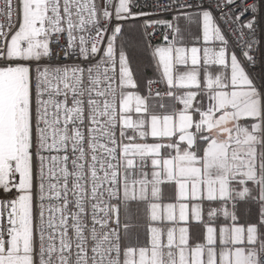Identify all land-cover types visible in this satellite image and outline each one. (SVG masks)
<instances>
[{
	"label": "snow or ice",
	"instance_id": "obj_1",
	"mask_svg": "<svg viewBox=\"0 0 264 264\" xmlns=\"http://www.w3.org/2000/svg\"><path fill=\"white\" fill-rule=\"evenodd\" d=\"M236 5L230 42L213 0H0V264H264V46Z\"/></svg>",
	"mask_w": 264,
	"mask_h": 264
},
{
	"label": "built area",
	"instance_id": "obj_2",
	"mask_svg": "<svg viewBox=\"0 0 264 264\" xmlns=\"http://www.w3.org/2000/svg\"><path fill=\"white\" fill-rule=\"evenodd\" d=\"M159 3L166 4L168 3V0H159ZM215 3L216 0H213V11L214 15L216 16L218 21H221V27L224 29L226 35H228L230 42L234 39L232 36L231 32L229 31V26H226L223 24L221 13L228 11V8L224 6V0H219V3L221 5V8L219 10L215 9ZM256 4L257 11L255 13H252L251 11H248L244 14V16L241 17L242 21H247L253 18L255 16L257 24L255 25L256 27V32H255V39L260 41L261 43L257 45V49L261 48L264 46V0H244V3H240V0H237V8L243 7V8H251V5ZM145 10H150V9H145ZM160 18H165L167 16V13L164 12H159L157 13ZM236 25H231V27H235ZM245 32V39L248 38V29H244ZM161 38L159 35H157V40H160ZM237 51V54L239 55V49H235Z\"/></svg>",
	"mask_w": 264,
	"mask_h": 264
}]
</instances>
